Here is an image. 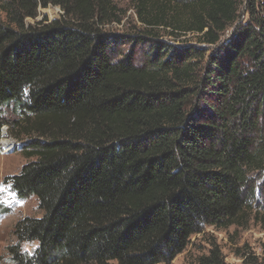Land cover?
Here are the masks:
<instances>
[{
  "label": "trees",
  "instance_id": "obj_1",
  "mask_svg": "<svg viewBox=\"0 0 264 264\" xmlns=\"http://www.w3.org/2000/svg\"><path fill=\"white\" fill-rule=\"evenodd\" d=\"M130 1L139 59L103 32L111 0H0V140L28 139L9 184L43 213L16 223L11 264H172L203 227L264 211V0ZM49 6L60 19L25 25Z\"/></svg>",
  "mask_w": 264,
  "mask_h": 264
},
{
  "label": "rangeland",
  "instance_id": "obj_2",
  "mask_svg": "<svg viewBox=\"0 0 264 264\" xmlns=\"http://www.w3.org/2000/svg\"><path fill=\"white\" fill-rule=\"evenodd\" d=\"M119 10V24L112 23L103 28V32L120 45L118 49L122 54L133 52L135 57L142 58L148 51L147 37L141 45L131 46L132 36L142 35L141 25L133 13L130 0H111ZM37 17L26 19V26H34L37 22L46 20L47 23L60 19L61 11L58 7L49 6L46 9H38ZM248 17L244 6L238 12V22L244 23ZM0 20L5 21V16L0 12ZM233 29H229L222 37L225 40ZM139 38V37H138ZM160 42L182 47L199 46L192 35L179 38L174 42L167 35L160 34ZM126 44H122L125 43ZM6 121L12 122L17 119L12 106L3 110ZM17 129L8 127L2 129L0 140V264H11L10 249L16 246L14 227L16 223L25 218L38 219L42 211L38 207L36 198L19 200L11 191L9 180L17 175L21 167L33 159H25L22 155L23 146L28 142L25 137L15 138ZM8 141L6 147L3 142ZM21 250L32 254L36 249V243H23ZM217 248L226 264H264V211L254 210L248 213L246 224L243 227L231 226L225 229L203 227L199 233L192 235L184 251L175 257L172 264H198L201 257L209 255L210 251Z\"/></svg>",
  "mask_w": 264,
  "mask_h": 264
},
{
  "label": "bare ground",
  "instance_id": "obj_3",
  "mask_svg": "<svg viewBox=\"0 0 264 264\" xmlns=\"http://www.w3.org/2000/svg\"><path fill=\"white\" fill-rule=\"evenodd\" d=\"M3 145H5L6 147L10 146V143L8 141L3 142Z\"/></svg>",
  "mask_w": 264,
  "mask_h": 264
}]
</instances>
